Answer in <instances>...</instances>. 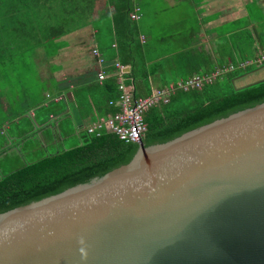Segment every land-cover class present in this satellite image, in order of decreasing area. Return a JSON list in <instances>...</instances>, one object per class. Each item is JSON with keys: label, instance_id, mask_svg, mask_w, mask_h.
<instances>
[{"label": "water", "instance_id": "water-1", "mask_svg": "<svg viewBox=\"0 0 264 264\" xmlns=\"http://www.w3.org/2000/svg\"><path fill=\"white\" fill-rule=\"evenodd\" d=\"M0 264H264V102L0 212Z\"/></svg>", "mask_w": 264, "mask_h": 264}, {"label": "crops", "instance_id": "crops-1", "mask_svg": "<svg viewBox=\"0 0 264 264\" xmlns=\"http://www.w3.org/2000/svg\"><path fill=\"white\" fill-rule=\"evenodd\" d=\"M35 1L11 0L8 10L0 8V160L13 154L21 166L36 159L31 155L67 148V140L78 137L75 130L100 118L94 104L100 97L94 89L100 65L93 48L107 59V78L120 80L106 16L114 5L93 0L84 20L57 27L50 5ZM133 6L140 8L134 22L151 90L264 51V0H133ZM54 29L64 32L53 39ZM82 102L93 113L81 120ZM70 129L75 133H64Z\"/></svg>", "mask_w": 264, "mask_h": 264}, {"label": "trees", "instance_id": "trees-1", "mask_svg": "<svg viewBox=\"0 0 264 264\" xmlns=\"http://www.w3.org/2000/svg\"><path fill=\"white\" fill-rule=\"evenodd\" d=\"M37 2L35 1L36 5H40ZM92 2L93 0H45V7L50 5V10L54 12L51 17L52 24L58 27L67 23L70 27L91 14ZM11 3V0H0V8L4 7L6 11ZM28 4L31 5L32 1ZM108 4L114 5L112 13H106V16L111 17L110 27L116 42L115 55L122 65L130 67L129 72L122 73V79L126 84L133 86L135 97L147 96L152 90L146 58L139 55L136 24L130 17L134 10L133 0H106V5ZM37 9L39 7H36ZM62 32L64 30L54 29L53 39L59 37ZM262 68L264 63L246 69L237 67L222 72L201 88H177L168 102L159 103L144 114L147 123L142 137L144 144L148 146L166 142L217 118L264 102V81L241 89H236V83L233 82L234 78L242 74L255 73ZM217 69L210 68L204 72L212 73ZM200 71L196 69V72ZM193 75H187L184 79ZM167 84L169 82L160 87ZM94 89L98 90L100 96L94 100L97 117L114 114L119 110L116 101L121 92L117 76H111L102 82L97 79ZM77 90L78 88H74L76 96ZM110 101L115 103L110 104ZM86 103L82 102L85 106L78 108V118L81 120L93 113ZM75 132L80 138L77 144L44 153L28 164L1 174L0 212L100 177L115 167L128 163L139 147V143L121 140L117 134L110 131H103L101 135L89 133L85 128ZM75 132L71 129L64 130L65 134Z\"/></svg>", "mask_w": 264, "mask_h": 264}, {"label": "built area", "instance_id": "built-area-1", "mask_svg": "<svg viewBox=\"0 0 264 264\" xmlns=\"http://www.w3.org/2000/svg\"><path fill=\"white\" fill-rule=\"evenodd\" d=\"M130 17L135 20L140 17V8L136 7L131 13ZM92 54L96 59V63L100 65L97 71V79L102 82L107 78V70L105 65L107 59L99 51L97 47L92 49ZM264 63V51H262L256 58L250 60H243L237 63H230L225 68H218L212 73L194 74L187 79H182L177 82H171L164 87H156L152 89L147 96L135 97L133 94V86L126 84L122 79L124 72V65L119 62H114V67L119 72V90L121 92L116 104L119 110L114 114H108L100 117L97 121L86 125L87 132L101 135L103 131H110L126 142L139 143L147 129V123L144 119V114L151 107L159 103H166L169 101L171 94L177 88L189 90L191 88H201L206 83L212 82L219 74L227 70H234L237 67L246 69L250 66H259ZM115 101H110L114 104Z\"/></svg>", "mask_w": 264, "mask_h": 264}, {"label": "rangeland", "instance_id": "rangeland-1", "mask_svg": "<svg viewBox=\"0 0 264 264\" xmlns=\"http://www.w3.org/2000/svg\"><path fill=\"white\" fill-rule=\"evenodd\" d=\"M252 74H255V73H251V74H248L246 77L244 78H241L240 80H238V82H236L238 85L240 84H244V83H248L250 81H253V80H256V79H259V78H262L264 77V72L263 73H260L258 75H253L252 77H248ZM248 77V78H247ZM246 78V79H245ZM243 79V80H242ZM80 140L79 137H75L74 139H72V137H70L68 140H67V147H70L71 144H77L78 141ZM56 148H49V152H53L55 151ZM37 156H29V159L32 160L34 158H37L39 156H42L44 155V153H40V154H36ZM39 155V156H38ZM21 161L17 159V157L13 154H10L8 155V157H5V158H2L0 160V176L1 174H6L10 171H12L13 169L15 168H18L21 166Z\"/></svg>", "mask_w": 264, "mask_h": 264}]
</instances>
